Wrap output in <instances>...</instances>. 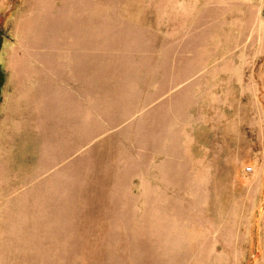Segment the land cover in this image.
I'll return each mask as SVG.
<instances>
[{"label":"rangeland","instance_id":"1","mask_svg":"<svg viewBox=\"0 0 264 264\" xmlns=\"http://www.w3.org/2000/svg\"><path fill=\"white\" fill-rule=\"evenodd\" d=\"M264 0H0V264H264Z\"/></svg>","mask_w":264,"mask_h":264},{"label":"crops","instance_id":"2","mask_svg":"<svg viewBox=\"0 0 264 264\" xmlns=\"http://www.w3.org/2000/svg\"><path fill=\"white\" fill-rule=\"evenodd\" d=\"M262 71H263V82H264V61H263V63H262ZM264 85V84H263ZM263 101H264V90H263Z\"/></svg>","mask_w":264,"mask_h":264}]
</instances>
